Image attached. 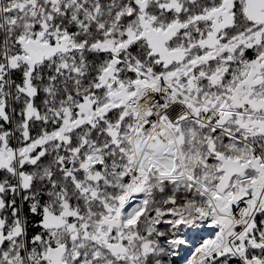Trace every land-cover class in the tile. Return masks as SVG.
Instances as JSON below:
<instances>
[{"label": "snow or ice", "instance_id": "1", "mask_svg": "<svg viewBox=\"0 0 264 264\" xmlns=\"http://www.w3.org/2000/svg\"><path fill=\"white\" fill-rule=\"evenodd\" d=\"M0 264H264V0H0Z\"/></svg>", "mask_w": 264, "mask_h": 264}]
</instances>
